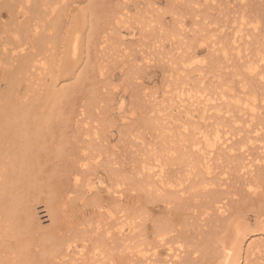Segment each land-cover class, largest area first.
<instances>
[{
	"label": "bare ground",
	"instance_id": "6f19581e",
	"mask_svg": "<svg viewBox=\"0 0 264 264\" xmlns=\"http://www.w3.org/2000/svg\"><path fill=\"white\" fill-rule=\"evenodd\" d=\"M215 1L0 0V264H264V0Z\"/></svg>",
	"mask_w": 264,
	"mask_h": 264
},
{
	"label": "rangeland",
	"instance_id": "374dc122",
	"mask_svg": "<svg viewBox=\"0 0 264 264\" xmlns=\"http://www.w3.org/2000/svg\"><path fill=\"white\" fill-rule=\"evenodd\" d=\"M156 5H158L159 8V12H164L163 16L165 18V20L169 19V13L166 10V7L163 5L164 4V0H154ZM211 1V0H210ZM231 3L237 4L240 3L241 0H229ZM256 0H250V4H253ZM217 3V8L216 9H209V12L216 15L221 16V13L219 12V9H223L224 7H227V5L229 6V2L228 0H216L215 1ZM253 10V6H250ZM131 8L132 11H134V7H133V1L131 2ZM188 17V16H187ZM190 20V18L188 19ZM136 31L138 32V30L136 29ZM140 37V35L137 34H129V33H125L124 34V38L125 41L123 43L125 44H121L123 45H127L130 44L131 47L133 48V54L137 57H141L142 51H148V52H152L155 53L157 51L158 48L154 47L153 45H151V38L149 36L147 37H143L141 40L137 41V39ZM169 44L168 42L165 41V46H164V50L165 51H170L169 48ZM197 46L196 48L198 49ZM202 53H206V51H202ZM121 58V57H120ZM122 59V58H121ZM168 59L169 57H165L163 60H152L150 62H146L145 59H140L142 62V65L140 62H137L138 65L136 64V68L140 69V76L138 74V79L136 81L141 82V84L144 86H146L147 89H144L146 91L148 90H158V92H161V88L164 87V83L166 82L165 76L167 75V69L165 70V68H167V64H168ZM122 62H124L123 60H121V63L119 62L113 72H114V79L115 82L117 84L116 87V94H115V104H114V114L117 116V120L119 122V116L122 114H126L127 116L128 114V109H129V103L131 102V92H130V85L127 86V83H125V77L123 75V73L126 70V67L123 66ZM125 62L127 63L128 61L125 60ZM146 62V63H145ZM140 64V66H139ZM139 70H137L138 72ZM124 77V78H123ZM143 90V88L141 89ZM147 100H151L152 97H143ZM123 100V106L121 107V110L118 109V102H120V100ZM121 113V114H120ZM146 136H149V133L146 134ZM118 141L117 139V135H116V129L112 128V132L110 133V141L111 143H115V141ZM119 145V143H118ZM115 151H122L118 149H115ZM102 157H107V154L105 152H102ZM99 175L98 177H94V180H97V178H99L101 180V182L103 183H108L109 179L106 176V173L102 170H99Z\"/></svg>",
	"mask_w": 264,
	"mask_h": 264
}]
</instances>
